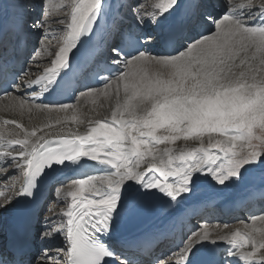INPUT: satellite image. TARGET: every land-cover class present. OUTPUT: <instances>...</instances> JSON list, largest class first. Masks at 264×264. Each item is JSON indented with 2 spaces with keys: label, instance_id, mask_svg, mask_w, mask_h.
<instances>
[{
  "label": "snow or ice",
  "instance_id": "snow-or-ice-1",
  "mask_svg": "<svg viewBox=\"0 0 264 264\" xmlns=\"http://www.w3.org/2000/svg\"><path fill=\"white\" fill-rule=\"evenodd\" d=\"M13 7L18 34L47 39L55 23L62 38L56 51L43 46L52 59L36 65L34 79H25L27 72L9 79L7 61L0 64V89L16 93L13 105L49 115L41 127L13 119L3 122L13 130L0 128V179L12 181L5 185L10 195L0 191V209L15 200L29 216L19 238L0 252V264H133L104 239L126 209L155 196L152 190L175 201L191 191L196 174L224 185L240 180L246 165L264 164V0H224L220 12L195 0L189 13L181 0H127L121 7L135 29L121 33L93 69L103 87L77 86L94 103L106 98L109 113L85 123L74 110L55 118L59 128L51 113L73 106L35 101L72 88V61L107 0H41L35 13L27 0ZM60 8L68 11L54 21ZM68 120L85 130H73ZM178 141L185 143L176 147ZM49 186L64 207L59 213L49 207L51 215L33 224ZM250 219L231 233L219 226L192 232L164 264H264V216ZM34 239L41 246L31 251ZM221 242L223 251L205 247Z\"/></svg>",
  "mask_w": 264,
  "mask_h": 264
},
{
  "label": "bare ground",
  "instance_id": "bare-ground-1",
  "mask_svg": "<svg viewBox=\"0 0 264 264\" xmlns=\"http://www.w3.org/2000/svg\"><path fill=\"white\" fill-rule=\"evenodd\" d=\"M35 1L36 0H30L27 2L34 6L32 8H35V4H36ZM56 1L63 3L62 0H56ZM15 2L16 0H0V34L8 33L10 31V26L14 25L13 19H12V13L15 11V8L13 7ZM194 2L195 0H181L185 13L188 12V10L190 9L188 5ZM205 2L210 3V0H205ZM124 3H127V0H107V7H106L105 15L100 20H105L113 11L116 10L117 7L121 6ZM58 5H61V4H58ZM214 11L220 12L219 10L216 9V7ZM126 12H127V9H126ZM54 27L58 28V25H55ZM34 35H36L35 32H34ZM34 35H31L29 33V38H30L29 41L33 42L34 40V42L36 43V39L34 38ZM45 41H44V44L48 45V49L52 48V45L47 44L48 42L46 43ZM47 41L51 42L50 40H47ZM46 56H47L46 53H40V54L37 53V58L35 57L36 60H33L34 59L33 58L32 59L33 63L29 64L30 68L32 70H35L36 65L42 64L43 62L41 60H43ZM34 61L36 63H34ZM44 66H46V64L42 65L41 67H44ZM102 87L103 86H99L97 88H102ZM83 91H87V90H83ZM15 95H16L15 92H11L7 96L0 99V128L7 129L9 131L15 128V126L12 124H4L3 122L5 120L15 119L19 123L24 124V126L29 129L33 127H41L48 121L49 115L47 112H41V111L34 109L31 113H29L27 111H22L19 108L15 107L13 105V100H12V97ZM27 95H35V93H28ZM48 97H49L48 95L41 94V96L39 97V99L35 101V103H46V100ZM75 100H77V103L76 102H74L75 104L70 103L69 105H72L73 107L69 108L65 112H52L51 113V117L53 118L52 122L55 128L60 127V125H55V122H54L55 118L59 117L63 119L64 116H71L74 110L80 119L85 120V123L87 119H95L97 114L103 116V115H107L110 111V109L107 106L108 101L106 100V98L102 96L97 97L94 103L92 97L82 95L81 92H79L78 95H76ZM66 123L68 127L72 128L73 130H76L77 128H79L81 132L85 130L84 124L77 125L73 123L71 120L66 121ZM16 131H20V130L16 129ZM45 131L48 132L50 130L45 129ZM37 135H41V133L38 132ZM49 138L51 139L52 137L49 136ZM184 143H185L184 141H178L176 147H181L184 145ZM192 143L193 142L191 141L188 142L190 146L192 145ZM91 163L93 162H89V164ZM2 181L4 180L0 179V183ZM238 182L245 183V181L244 182L238 181ZM6 184H9V183H5L4 188ZM17 187H18V184H17ZM207 190H211L210 197L204 198L198 195L200 192L207 191ZM235 190H236V182L234 180L226 181L224 185H220L219 183L215 181L213 177H211L208 174H196V176H194V180L191 185V191L188 193H184L178 197L179 199H181L180 202H178L177 200L172 201L167 196H164L163 194L158 193L155 199V203L157 206H160V209L155 214H153L151 217H155L154 223H157L164 218H169L174 213L180 212L181 210L180 208L183 207L186 209V211H189L190 213H195L197 219L205 222L206 224H211L207 222L215 220V217L217 216H220L221 218L223 217L231 218L237 214L238 208L241 206L238 201L239 198H231V193ZM3 191L5 192V194H8L6 188ZM242 195L244 196V194ZM15 203H16L15 200H13V203L9 205V208L7 211L0 209V223L6 222L8 220L9 216H11V214L13 213L12 210H13ZM187 203L190 204L191 206L186 207L185 205ZM164 207H167V208L165 210H162ZM131 208L126 209L124 212L130 210ZM49 215H51V213ZM256 223H257V226H260L259 221H257ZM206 227L210 230L217 228V227L210 228L209 225H206ZM217 231H220V228H218ZM233 231L234 230H231V229L222 230V232H225V233H231ZM190 234H188L187 237ZM215 234L216 233L214 232L213 236H215ZM218 244H221L223 246V249H225L227 246L225 243H222V242Z\"/></svg>",
  "mask_w": 264,
  "mask_h": 264
},
{
  "label": "rangeland",
  "instance_id": "rangeland-1",
  "mask_svg": "<svg viewBox=\"0 0 264 264\" xmlns=\"http://www.w3.org/2000/svg\"><path fill=\"white\" fill-rule=\"evenodd\" d=\"M27 1H30V0H27ZM35 2H36L35 8L30 9V11H32L33 13L39 11V7L38 6L41 3V0H36ZM56 2H58L57 4H61L62 5V4L65 3V0H62L63 3L59 2V1H56ZM222 2H224V1H222ZM255 2H258V0H255ZM66 11H68L67 8H60V10L53 17V20L55 21L56 19H62V18H64V15H65V12ZM55 25L56 24L53 23L52 28L49 29L50 35H49V38H47V39L43 38L39 33H36V35H37L36 36V35H34V32H29L31 35H34V38L36 39V43H37L36 44V47H37L38 51L32 55V58H31V60L28 63V69H29V71H28V75H27V77H25V79H34L35 78V76H36L37 73H36L35 70H32L30 68V65L29 64L30 63L32 64L33 63V60H36L37 53L38 54H40V53H46L43 50V46L46 45V44H44V41L45 40H46L45 41L46 43L48 42L47 44H51L52 45V48H49L48 49L49 51H56V50H58V47L60 45V39H58L57 37H61V34L59 33L58 28L54 27ZM52 31H53V33H52ZM3 35H5V34L4 33L3 34H0V37L3 36ZM47 40H50L51 42H49ZM46 55H47V53H46ZM46 57L43 60H41V61L44 64H46V65H50V61H51L52 57H50L48 55ZM34 63H36V62L34 61ZM43 63L40 64V66L44 65ZM74 102L77 103V100H74ZM73 103H71V104H73ZM161 146L164 147L163 145H161ZM245 167L248 169V171L247 172H244L242 170V177H241L240 180H238V181H243V182L245 181V183H241V182L235 181L236 182V190L231 193V198H239V197H242L243 196L242 194H245L247 191L248 192H251L253 190V188L254 189H258V187H260V186H262L264 184V164L253 163V164L246 165ZM4 181H5V183H9V184L12 183L11 180H4ZM2 182L0 183V191H3V189H4L3 188V185H2ZM245 187H247V188L245 189ZM242 189H245L244 192H242ZM210 193H211V190H207V191L200 192L198 195H200L201 197L206 198V197H210ZM63 207H64L63 204H56V205H54L52 207V209L55 212H60ZM234 214H236V213H234ZM260 215L264 216V211ZM217 218H221V217L220 216L215 217V219H217ZM209 223H211V224H206V225H209L210 228L211 227H217V226H219L220 231L227 230V229L228 230H230V229L231 230H236V229L243 230L244 229V226L246 224H251L252 223V220L250 218H248L247 221L244 220V219H239V220L233 221L230 224L223 223V221H220V222L210 221ZM206 225H204V226L201 225L200 228L202 229V228L206 227ZM224 225H227L228 227L225 228ZM201 229H199V230H201Z\"/></svg>",
  "mask_w": 264,
  "mask_h": 264
}]
</instances>
